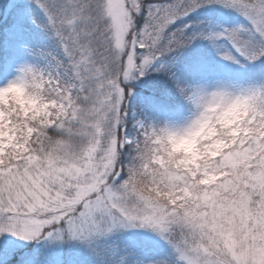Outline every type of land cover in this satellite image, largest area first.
I'll use <instances>...</instances> for the list:
<instances>
[{"label": "snow or ice", "instance_id": "obj_1", "mask_svg": "<svg viewBox=\"0 0 264 264\" xmlns=\"http://www.w3.org/2000/svg\"><path fill=\"white\" fill-rule=\"evenodd\" d=\"M0 264H264V0H0Z\"/></svg>", "mask_w": 264, "mask_h": 264}]
</instances>
